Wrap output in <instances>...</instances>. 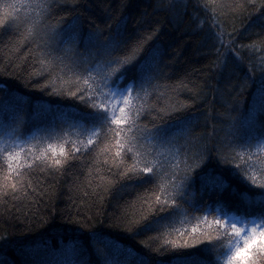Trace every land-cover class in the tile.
Returning a JSON list of instances; mask_svg holds the SVG:
<instances>
[{
	"label": "trees",
	"instance_id": "obj_1",
	"mask_svg": "<svg viewBox=\"0 0 264 264\" xmlns=\"http://www.w3.org/2000/svg\"><path fill=\"white\" fill-rule=\"evenodd\" d=\"M119 58L131 63L110 88L135 79L140 115L127 135L144 157L165 172L179 164L180 175L185 156L207 157L175 212L154 202L156 179L120 177L114 149L105 150L106 129L85 146L92 128L81 117L95 110L93 100L106 102L100 78ZM89 72L105 94L92 100L82 83ZM262 89L264 0H0V186L16 183L0 191V264H226L250 231L264 230L257 199L264 183ZM49 144L61 165L44 159ZM232 149L239 158L220 163L233 158ZM5 153L23 163L19 177L8 171L17 161ZM201 169L209 173L203 191ZM217 175L225 186H213ZM204 217L212 240L199 234ZM215 219L224 222L219 233ZM233 219L251 227L237 233ZM149 222L154 227L145 231Z\"/></svg>",
	"mask_w": 264,
	"mask_h": 264
},
{
	"label": "snow or ice",
	"instance_id": "obj_2",
	"mask_svg": "<svg viewBox=\"0 0 264 264\" xmlns=\"http://www.w3.org/2000/svg\"><path fill=\"white\" fill-rule=\"evenodd\" d=\"M47 7V5H44ZM131 63V60L127 58H119L110 62L111 69L108 74L104 77H101L103 88H107L108 92L106 94V102L93 100L90 104L94 111L86 113L81 119L88 121L91 125L92 131L89 138L86 140V145H92L94 139H99V133L102 129H106L107 132L111 133L109 137V144L105 146V150L111 152L114 149V155L112 157L113 163L116 167H123V171L119 173L121 178H127L128 180H137L138 182H148L149 180L156 179L157 187L159 189V193L155 195L154 202L159 204L160 210L165 211L166 208H171L173 212L180 209V205L178 204V200H183L185 196V191L195 183L196 176L193 175L195 169L201 168V165L205 163L207 160L206 156H195L189 162V157L185 156L183 160L184 168L183 174L180 175V166L179 164L170 165V169L172 171L165 172L161 169L157 168V161L148 160L144 157V154L139 150L140 146L138 144L137 138L135 136H129L127 133H130L133 128L137 126L136 121L140 115V109L136 107L134 104V100L136 97H133V87L135 85V79H133L129 84L125 85L123 90L113 91L110 88V84L114 82L112 78L116 75L117 72L120 71L121 68L124 67L125 64ZM92 73L89 72L86 77L82 79V83L86 86L85 95L88 96L90 100H92L95 96L105 95L103 92H97L96 88L90 83L92 80ZM77 82H81V78L77 77ZM96 87H101V85H97ZM77 91H82V89L77 88ZM71 95H76V92H71ZM80 99H84L85 97L82 95L79 97ZM143 106H140L142 109ZM127 108V111L125 109ZM259 108L262 112H264V89L261 90L260 99H259ZM127 125V129L125 130L121 126ZM262 129H264V123L261 125ZM155 133L162 137L166 138L168 136L167 128H159L156 127ZM124 133V135H122ZM262 138H264V131L261 132ZM73 151H79L80 149L73 144ZM21 151H23L21 149ZM235 154L232 159L226 157H219L220 163H232L234 159L239 158V153L235 152V149H232ZM48 152H51V158L48 157ZM57 153V148L53 147V145L49 144L47 146V150L44 155V159H51V163L53 165H61L62 160L59 158H55ZM59 153L67 158V154L63 146L59 147ZM131 153L129 159L131 163H128L125 157ZM5 159L11 157V160L17 161V157L12 155L11 153H5ZM219 155V152H218ZM36 159H41V157H36ZM24 165L17 161V166L14 168L12 163H8V171L12 172L15 176H20L19 169ZM239 164H237V168H239ZM154 169H156L154 171ZM264 171V168L261 169ZM179 175V182H177V176ZM209 173L205 172L204 169H201V174L199 176L201 180V189L202 191L205 189H209V185L207 183L206 177ZM247 179L251 180L252 183H259L254 175H250L245 173ZM167 178V179H166ZM5 179H10V177L5 176ZM227 181L223 180L220 175H217L214 178V187L225 186ZM7 187H11L13 189L16 188V183L6 184L4 186H0V191H4ZM259 187L261 192L257 199L264 203V183H259ZM163 196V199L161 198ZM149 206L153 203L151 199L147 201ZM173 213H169L172 215ZM141 219H146V217H141ZM163 219V218H161ZM199 223L205 225L204 229L199 230L198 225L193 226L188 235H193L198 233L200 235L206 236L208 240H212L213 236L210 234L212 230V225L207 223V217H204ZM213 224L216 226L215 231L217 233L220 232L221 228L224 226V222L220 219H215ZM233 229L239 233V229L235 228V225H230ZM154 227V223L149 222L144 224V230L148 231ZM177 232L178 236H183L184 233L179 230H174ZM226 231V229H225ZM165 244H169L174 248H182L187 247V241H182L181 243H177L175 240L164 242ZM260 255L261 258H264V230H261L259 234L255 230H253L248 236L244 238L243 246L237 245L235 250L231 251L230 254L226 257V264H258L256 256ZM181 264H187V261H182Z\"/></svg>",
	"mask_w": 264,
	"mask_h": 264
},
{
	"label": "rangeland",
	"instance_id": "obj_3",
	"mask_svg": "<svg viewBox=\"0 0 264 264\" xmlns=\"http://www.w3.org/2000/svg\"><path fill=\"white\" fill-rule=\"evenodd\" d=\"M123 89H124V88H122V90H123ZM232 221H234V224H236L237 228H238L240 231H243V229L246 228V227H247V228H248V227H251L250 225L247 224V222H246L245 220L241 221V220H239V219H233ZM255 230H256V229H255ZM256 231L260 232L259 229L256 230ZM250 232H252V231H250Z\"/></svg>",
	"mask_w": 264,
	"mask_h": 264
}]
</instances>
